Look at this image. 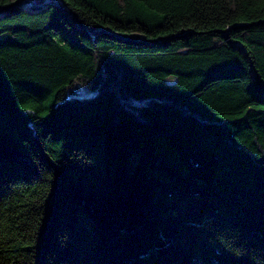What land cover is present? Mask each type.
Listing matches in <instances>:
<instances>
[{
  "label": "trees",
  "instance_id": "1",
  "mask_svg": "<svg viewBox=\"0 0 264 264\" xmlns=\"http://www.w3.org/2000/svg\"><path fill=\"white\" fill-rule=\"evenodd\" d=\"M22 1L0 264H264V0Z\"/></svg>",
  "mask_w": 264,
  "mask_h": 264
},
{
  "label": "water",
  "instance_id": "2",
  "mask_svg": "<svg viewBox=\"0 0 264 264\" xmlns=\"http://www.w3.org/2000/svg\"><path fill=\"white\" fill-rule=\"evenodd\" d=\"M45 3H48V4H51V5H54V6L61 8L62 10H64V12H66L68 14V17H71L67 8L60 1H58V0L52 1L51 0V1H46ZM19 5H25L28 9L33 10V9H37V8L41 7L44 4L35 5L33 0H25V1H22ZM0 13H2V11ZM238 45L240 46V48L244 52L245 51L244 46H242L241 44H238Z\"/></svg>",
  "mask_w": 264,
  "mask_h": 264
},
{
  "label": "rangeland",
  "instance_id": "3",
  "mask_svg": "<svg viewBox=\"0 0 264 264\" xmlns=\"http://www.w3.org/2000/svg\"><path fill=\"white\" fill-rule=\"evenodd\" d=\"M168 80L169 81L173 80V76L168 77Z\"/></svg>",
  "mask_w": 264,
  "mask_h": 264
},
{
  "label": "built area",
  "instance_id": "4",
  "mask_svg": "<svg viewBox=\"0 0 264 264\" xmlns=\"http://www.w3.org/2000/svg\"><path fill=\"white\" fill-rule=\"evenodd\" d=\"M83 90H84V88L83 87H80L79 91H83Z\"/></svg>",
  "mask_w": 264,
  "mask_h": 264
}]
</instances>
